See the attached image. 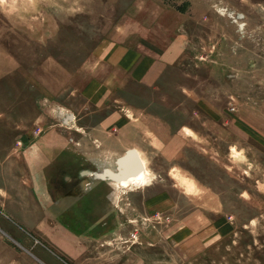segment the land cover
Wrapping results in <instances>:
<instances>
[{
    "label": "rangeland",
    "instance_id": "rangeland-1",
    "mask_svg": "<svg viewBox=\"0 0 264 264\" xmlns=\"http://www.w3.org/2000/svg\"><path fill=\"white\" fill-rule=\"evenodd\" d=\"M108 258L264 264V0H0V264Z\"/></svg>",
    "mask_w": 264,
    "mask_h": 264
},
{
    "label": "bare ground",
    "instance_id": "bare-ground-1",
    "mask_svg": "<svg viewBox=\"0 0 264 264\" xmlns=\"http://www.w3.org/2000/svg\"><path fill=\"white\" fill-rule=\"evenodd\" d=\"M127 163H134V165L136 167V169L134 167L131 172H128L127 176H130V174L134 175L135 176L134 178H136L139 181L138 186H143L146 182L145 176L147 175V172H146V169H145L143 162L138 158V156L136 157L132 153L128 154L125 158L120 159L118 161L120 173L116 175L113 172L108 171V174H109L108 177L113 179V180L118 179L119 184H120L119 185L120 188H123V189L128 188V182H130V178H129V180L123 179L126 177V173L124 174L123 172H124V168L126 167Z\"/></svg>",
    "mask_w": 264,
    "mask_h": 264
},
{
    "label": "crops",
    "instance_id": "crops-1",
    "mask_svg": "<svg viewBox=\"0 0 264 264\" xmlns=\"http://www.w3.org/2000/svg\"><path fill=\"white\" fill-rule=\"evenodd\" d=\"M108 257H109V254H108ZM104 264H109V258H108V260Z\"/></svg>",
    "mask_w": 264,
    "mask_h": 264
}]
</instances>
